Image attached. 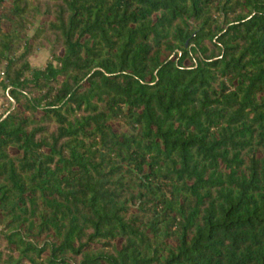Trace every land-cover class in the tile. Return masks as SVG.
<instances>
[{"label": "trees", "instance_id": "obj_1", "mask_svg": "<svg viewBox=\"0 0 264 264\" xmlns=\"http://www.w3.org/2000/svg\"><path fill=\"white\" fill-rule=\"evenodd\" d=\"M0 98V264H264V0H0Z\"/></svg>", "mask_w": 264, "mask_h": 264}, {"label": "rangeland", "instance_id": "obj_2", "mask_svg": "<svg viewBox=\"0 0 264 264\" xmlns=\"http://www.w3.org/2000/svg\"><path fill=\"white\" fill-rule=\"evenodd\" d=\"M50 58L48 50H42L37 52L31 59L30 64L34 68H43ZM2 107V100L0 98V110Z\"/></svg>", "mask_w": 264, "mask_h": 264}]
</instances>
